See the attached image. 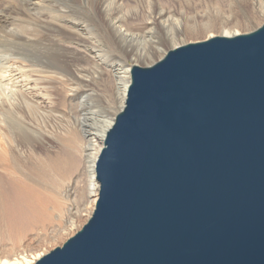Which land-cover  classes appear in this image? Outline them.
Instances as JSON below:
<instances>
[{
	"label": "water",
	"instance_id": "obj_1",
	"mask_svg": "<svg viewBox=\"0 0 264 264\" xmlns=\"http://www.w3.org/2000/svg\"><path fill=\"white\" fill-rule=\"evenodd\" d=\"M94 213L36 264H264V25L135 67Z\"/></svg>",
	"mask_w": 264,
	"mask_h": 264
},
{
	"label": "bare ground",
	"instance_id": "obj_2",
	"mask_svg": "<svg viewBox=\"0 0 264 264\" xmlns=\"http://www.w3.org/2000/svg\"><path fill=\"white\" fill-rule=\"evenodd\" d=\"M130 1L135 6L131 7ZM23 3L24 10L28 14L36 10V0H24ZM140 3L143 4V7L141 6L138 10L137 5ZM176 3L179 8L167 7L169 4L175 6ZM227 3H231V0H200L198 3L194 0H109L106 4L101 2L98 7L108 26L117 37L134 44L144 45L149 42L154 43V35L158 31L169 30L172 24H179L183 19L197 20L198 18H205L210 9L225 14ZM111 5L117 8L118 12L116 11L115 16L105 13ZM257 13L264 15V7H258ZM246 21L251 22L249 19H246ZM130 22L133 26L136 25L138 29L132 31L128 28ZM71 24H75L70 26V29L72 27L76 31L74 35L86 43V34L84 33V36L81 34V31L77 28L78 22ZM10 25L13 28L6 31ZM15 28L14 23L0 16V43H14L17 37H21L17 35ZM221 30V32L210 30L207 24L203 29L197 28L188 33H208L204 41L214 37L245 35L238 32L230 34L226 32L225 27H222ZM175 40L174 36H169L166 40V43L171 44V50L188 44H195L183 41V44L180 45L177 42L175 43ZM27 45L28 43L25 42L21 46ZM61 48L63 49V47ZM140 49L142 48L140 47ZM157 51L158 47L154 46L148 52L139 51L132 54L131 56L136 63L133 66H124L118 63L111 66L114 68L113 73L115 74L113 88L115 95L119 96L117 99L120 102L117 113L110 117L101 115L96 123L88 119L78 120L62 137L65 144L64 149L58 155H47V163L38 164H36L35 138L36 104L42 106V103L38 102L39 98H43L42 88H46L41 87L42 83L58 81L65 88L68 85L69 89H66L67 96L71 98L70 105L72 106L75 105V98L82 96L79 94V85H84V79L90 81H93V79L77 76L71 67H62L60 64L52 67L38 65V68L36 62L28 59L22 53L0 51V264H36L45 256L44 253L36 254V246L41 244L43 239L38 238L34 233H36V230L45 229V223L51 217L58 223L66 219L65 222L70 225L73 224L71 219L73 217L78 218L80 213H73L72 192L80 187L83 176L86 179L84 186L81 188L85 191L86 206H89L86 209L88 220L91 218L100 191V183L96 178V164L104 148L107 133L116 116L125 107L132 83L133 69L135 67L153 66L168 54L161 50L162 54L151 61L150 65L139 66L140 64L145 65L141 63L142 59L155 55ZM86 52L88 53L85 57L92 60V62L95 58H101L98 55L99 53L101 55L100 51L94 55L93 51L89 49ZM92 56L94 58H91ZM155 61L156 63H153ZM23 74H27V79H24L25 84L21 80L19 81L17 77V75ZM36 75H39L40 78L37 79ZM100 75L97 74V76ZM7 81L9 83H5ZM21 82L24 86L20 85ZM5 86H7L6 90H9L8 94L5 93ZM49 98L52 100V97ZM50 103H52V107ZM50 103L49 109L55 108V103L51 101ZM84 103L81 102V104ZM93 114L97 115V112ZM19 128H24L27 131L25 135L23 134L24 137L22 134L17 133ZM78 156L81 159L79 160L85 163L84 166H81V164L79 167L75 165ZM53 175L54 177L57 175V179L52 177ZM50 176L54 181L53 183H49L46 179L49 177L50 180ZM48 205L50 206L49 210L47 209ZM27 242H36V246L31 247L30 243L27 244Z\"/></svg>",
	"mask_w": 264,
	"mask_h": 264
},
{
	"label": "rangeland",
	"instance_id": "obj_3",
	"mask_svg": "<svg viewBox=\"0 0 264 264\" xmlns=\"http://www.w3.org/2000/svg\"><path fill=\"white\" fill-rule=\"evenodd\" d=\"M194 1L198 3L200 0ZM23 2L24 0H0V16L14 23L16 26L15 32L21 36L17 37L14 43H0V51L22 53L28 59L36 62L37 67L38 65L52 67L56 64H60L62 67H71L77 76L93 79V81L84 79V85H79V94L82 96H77L75 105L72 106L70 105L71 98L67 96L68 85L65 88L58 81L42 83L41 87H46L41 90L43 98L38 100V102L42 103V106L36 104V164L47 163V155H58L64 149L65 144L62 137L78 120L88 119L96 123L101 115L110 117L117 113L120 102L117 99L119 96L115 95L113 88L115 74L113 73L114 68L111 66H114V64L133 66L136 63L131 56L132 54L139 51L148 52L154 46L158 47L156 54L151 57L147 56V59H142L141 63L145 65L140 64L139 66L150 65L151 61L162 54L161 50H164L165 53L171 50V44L166 43L169 36H174L176 38L175 43L177 42L180 45L183 44V41L199 43L205 40L208 33L191 34L188 32L197 28L203 29L207 24L210 30L215 32H221V28L225 27L226 32L230 34L236 32L249 34L264 24V15L257 13L258 7H264V0H231V3H227L225 7V14L210 9L205 18H198L197 20L183 19L179 24H172L169 30L158 31L154 35V43L149 42L144 45H138L117 37L108 26L103 17L104 15L99 10L98 4L101 2L106 4L109 0H36V10L31 14L24 10ZM129 4L131 7L135 6L131 1ZM141 6L143 7V4H138L137 9L139 10ZM167 7L179 8L177 3L175 6L169 4ZM131 10L135 11L133 8ZM116 11V6L111 5L105 13L115 16L118 12ZM246 19L251 20V22L248 23ZM76 22H78L77 28L81 31V34H86V43L74 35L76 31L72 27L70 29V26L75 25L71 23ZM10 26L6 31L13 28ZM127 27L132 31L138 29L131 22L128 23ZM25 42L30 45L21 46ZM87 49L93 51V55L100 51L101 55L100 53L98 55L101 58H95L94 61L96 62H92V60L85 57L88 53L86 52ZM91 58L94 57L92 56ZM22 62L24 63V61ZM153 63H156V61ZM97 74L101 75L97 76ZM36 76L37 79L40 78L39 75ZM17 77L19 81L26 83L24 79H27V74L17 75ZM22 82L20 85L24 86ZM6 87L4 90L8 94L9 90H6ZM46 96L52 97V100ZM83 98L85 99L83 100ZM50 101L55 103V108L49 109ZM81 102L85 103L81 104ZM50 106L52 107V103H50ZM94 112H97V115H94ZM17 130V133L19 135L22 134V136L27 132L24 128ZM77 159L78 161L75 165L78 167L80 164L81 166L85 165L84 162L80 161L79 156ZM52 177L50 176L51 182L49 177L46 178L49 183L54 182ZM54 178L57 179V175ZM85 179L86 177L83 176L80 187L73 190L71 198L73 213L79 212L80 215L78 218L73 217L74 219H71L72 225L65 222L66 219L58 223L51 217L45 223V229L36 230L34 235L40 239L42 238V243L36 246V242H27V244L30 243L31 247L36 246V254L44 253L46 255L55 248L62 247L67 240L78 233L87 223L86 209L89 206H86L85 191L81 188L84 186ZM49 208L50 206L48 205L47 209L49 210Z\"/></svg>",
	"mask_w": 264,
	"mask_h": 264
}]
</instances>
